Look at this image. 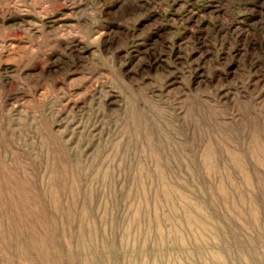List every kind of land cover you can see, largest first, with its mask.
I'll use <instances>...</instances> for the list:
<instances>
[{
  "label": "rangeland",
  "instance_id": "obj_1",
  "mask_svg": "<svg viewBox=\"0 0 264 264\" xmlns=\"http://www.w3.org/2000/svg\"><path fill=\"white\" fill-rule=\"evenodd\" d=\"M0 264H264V0H0Z\"/></svg>",
  "mask_w": 264,
  "mask_h": 264
}]
</instances>
